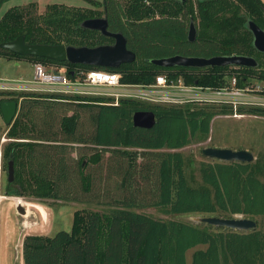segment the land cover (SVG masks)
Returning a JSON list of instances; mask_svg holds the SVG:
<instances>
[{
  "label": "trees",
  "instance_id": "16d2710c",
  "mask_svg": "<svg viewBox=\"0 0 264 264\" xmlns=\"http://www.w3.org/2000/svg\"><path fill=\"white\" fill-rule=\"evenodd\" d=\"M10 0H0V11ZM109 16V30L120 32L127 47L137 55L136 62L120 68L92 67L25 57L1 48L2 44L24 36L27 44L65 45L94 48L111 45L113 40L81 25L93 17L86 10L54 4L37 16L30 7H13L0 19V56L15 61L40 62L65 67L72 80L79 71L103 70L122 74V82L151 84L159 75L183 78L187 84L223 88L234 74L241 87L254 80L264 82V53L253 44L249 20L264 30L263 0H103ZM197 27V40H188L191 21ZM204 57L243 55L255 58L254 68H163L149 60L173 56ZM72 73L74 75H72ZM3 101H16L19 114L6 137L11 139L3 151L8 163L14 161L15 180L7 184L5 196L59 200V181L68 179L65 144L91 146L94 153L79 168L99 165L105 153L116 156L120 187L130 197L115 201L103 211H76L70 232L55 236H27L24 264H188L187 254L195 250L191 264H264V231L242 232L180 220L158 219L145 213L153 208L163 215L202 214L231 219L236 215L264 217V162H221L206 158L199 163L200 182L194 185V163L181 150L197 138L207 139L215 118L233 114V109L216 105H157L121 100L119 106L106 105L105 97L66 96L0 92ZM39 105L47 110L44 124L36 130L33 112ZM90 112L91 134L80 133L82 115ZM27 109L24 112V109ZM60 132H50L57 112ZM69 115V112H72ZM153 112L156 124L151 129L133 124L137 112ZM243 110L240 109L239 112ZM250 115L264 117L263 108H250ZM31 131V132H30ZM38 133V134H37ZM66 140L60 141L59 135ZM37 134V135H36ZM49 144V145H45ZM51 146V147H47ZM41 148V149H40ZM48 148H52L51 150ZM40 149V150H39ZM194 171V172H193ZM149 183L152 202L138 203L136 185ZM82 186L92 191V177L82 172Z\"/></svg>",
  "mask_w": 264,
  "mask_h": 264
},
{
  "label": "rangeland",
  "instance_id": "374dc122",
  "mask_svg": "<svg viewBox=\"0 0 264 264\" xmlns=\"http://www.w3.org/2000/svg\"><path fill=\"white\" fill-rule=\"evenodd\" d=\"M192 3H195V0H192ZM54 4L69 8H80L94 16L103 15L102 0H10L2 7L0 19L13 7H30V10L34 14L40 16L45 14L48 8ZM27 62L24 60L15 61L0 56V79H31L33 70ZM18 63L19 65H17ZM251 84H255L256 87L263 86L261 82L256 80ZM61 94L86 97L85 95L72 93ZM250 96L260 95L259 93H251ZM222 107L231 108L232 105L228 104ZM72 108L73 110H78L82 115L80 133L84 136L91 134L95 129L90 121V112L78 109L75 105ZM250 108L264 109V102L258 104L242 103L237 108L242 109V112L234 110L233 114L218 116L212 123L211 133L207 139L197 138L191 145L181 150L186 158H191L195 161V172L193 171L194 185H198L200 182L199 163L207 160L202 152L204 149L210 147L227 148L235 151L247 150L254 155L255 161L259 159L264 162V117L248 114L247 110ZM26 111L25 107L24 112ZM46 114L47 110L42 105H39L33 112L34 118H28L27 123L31 125L32 120L36 124V130L42 128L47 131L50 128L47 124H44ZM72 114L73 111L69 112V115ZM64 115L66 113L63 109L57 112V119L50 132H60L59 120ZM6 131L7 125L0 109V167L2 169L0 170V195L3 196L2 202H0V264H24L23 247L27 236H55L60 231L70 232L73 225V216L76 211L103 212L114 207L117 199L132 196L130 189L123 190L120 187L121 178L115 176V171L120 169V167L116 156H113L112 153H105L103 161L99 165L90 163L81 170L78 162L84 159V162L87 164L94 150L91 146L80 144H65L67 147L65 154H59V157L65 159L69 174L67 180L59 181V196L63 197V199L41 200L33 197L5 196V190L9 181L8 168L6 167L7 161L4 157L2 158V155L6 146L13 141L4 135ZM59 139L60 141H65L66 137L61 133ZM48 149L51 150L52 148ZM82 172L92 177V191L89 193L83 190ZM135 188L138 191L135 195L138 203L149 204L152 202L149 183H139V185L137 183ZM19 208L23 209L26 213H20ZM138 212L158 219L180 220L194 224H198L202 218L208 217L202 214L163 215L153 208H143L138 210ZM233 218L248 217L236 215ZM248 219L257 221L259 229L264 231V217ZM194 252L195 250L188 252V264H191Z\"/></svg>",
  "mask_w": 264,
  "mask_h": 264
},
{
  "label": "water",
  "instance_id": "95a60500",
  "mask_svg": "<svg viewBox=\"0 0 264 264\" xmlns=\"http://www.w3.org/2000/svg\"><path fill=\"white\" fill-rule=\"evenodd\" d=\"M85 29L100 32L104 37H110L115 40L112 45H100L94 48L74 47L65 45H30L25 41L24 36H19L15 41L1 45V48L10 51L13 54L25 57H37L53 60L60 63H70L73 65H84L104 68H120L124 64L136 62L137 55L128 49L127 39L122 33H113L109 30V22L106 18L88 19L81 25ZM248 28L253 34L254 47L261 53H264V30L254 21L249 20ZM197 27L192 20L188 31V40L194 43L197 40ZM153 65L163 68L185 67L194 69L205 68H254L259 67L258 61L253 57L243 55L217 56L212 58L204 57H185L181 55L166 57L161 59L149 60ZM72 75H74L72 73ZM19 104L16 101L6 100L0 105L1 113L7 127H11L18 116ZM133 124L138 128L151 129L156 124V117L153 112H137L133 116ZM203 156L209 159L221 162H240L254 163V155L247 150L235 151L227 148L210 147L204 149ZM15 180L14 161L8 163V181L13 183ZM20 213L26 212L19 208ZM201 223L213 227H223L233 231L248 232L258 229V223L248 218H220L205 217Z\"/></svg>",
  "mask_w": 264,
  "mask_h": 264
},
{
  "label": "built area",
  "instance_id": "2783aa9c",
  "mask_svg": "<svg viewBox=\"0 0 264 264\" xmlns=\"http://www.w3.org/2000/svg\"><path fill=\"white\" fill-rule=\"evenodd\" d=\"M238 75L234 74L229 85L223 88L190 85L182 77L170 79L167 75L157 76L151 84H128L122 82V74L118 72L79 71L78 78L72 80L65 67H52L36 62L33 64L32 79H0V92L31 91L105 97L111 99L105 103L110 106H119L124 99L173 106L229 104L236 112H239L240 109L237 108L242 103L264 102V82L256 80L263 84L261 87L251 83L241 87L238 84ZM251 93H259L260 96H250Z\"/></svg>",
  "mask_w": 264,
  "mask_h": 264
},
{
  "label": "flooded vegetation",
  "instance_id": "af4514ba",
  "mask_svg": "<svg viewBox=\"0 0 264 264\" xmlns=\"http://www.w3.org/2000/svg\"><path fill=\"white\" fill-rule=\"evenodd\" d=\"M169 1H172V2H187V1H192V0H169ZM102 2H103V15L102 16H94L93 15V17H91V18H89V19H98V18H106L107 20H108V22H109V16H108V13H107V6L104 4V1L102 0ZM195 2H196V0H195ZM91 13H89V15H90ZM88 20V19H87ZM109 26H110V23H109ZM112 32V31H111ZM113 33H118V32H113ZM120 33V32H119ZM107 38H110V37H107ZM112 40H113V43H111V45L112 44H114V42H115V40L113 39V38H111Z\"/></svg>",
  "mask_w": 264,
  "mask_h": 264
},
{
  "label": "crops",
  "instance_id": "0c3cea01",
  "mask_svg": "<svg viewBox=\"0 0 264 264\" xmlns=\"http://www.w3.org/2000/svg\"><path fill=\"white\" fill-rule=\"evenodd\" d=\"M24 61H25V60H24ZM26 62H27V61H26ZM27 63L30 64V66L32 67V70H33V64H34V63H32V62L29 63V61H28ZM17 65H19V63H18ZM32 77H33V76H32ZM31 79H32V78H31ZM27 80H29V79H27ZM19 93H20V94H21V93H30V94H32V93H33V94H61V93H47V92L44 93V92H31V91H28V92H19V91H17V94H19ZM61 95H62V94H61ZM0 100H1V99H0ZM5 133H6V132H4V135H5ZM3 141H4V140H3ZM1 170H2V169H1ZM1 173H2V172H1ZM2 197H3V196L0 195V202H2Z\"/></svg>",
  "mask_w": 264,
  "mask_h": 264
}]
</instances>
